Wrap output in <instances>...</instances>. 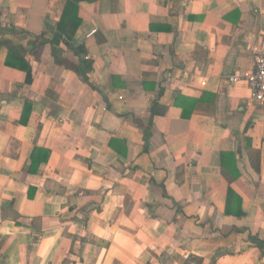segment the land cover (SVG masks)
Returning a JSON list of instances; mask_svg holds the SVG:
<instances>
[{"label":"crops","instance_id":"crops-1","mask_svg":"<svg viewBox=\"0 0 264 264\" xmlns=\"http://www.w3.org/2000/svg\"><path fill=\"white\" fill-rule=\"evenodd\" d=\"M263 33L264 0H0V264H264Z\"/></svg>","mask_w":264,"mask_h":264},{"label":"built area","instance_id":"built-area-1","mask_svg":"<svg viewBox=\"0 0 264 264\" xmlns=\"http://www.w3.org/2000/svg\"><path fill=\"white\" fill-rule=\"evenodd\" d=\"M252 63L251 70L245 71L242 78L248 84L252 102L264 111V33L260 44L253 47ZM239 78V74H231L227 79L229 83H233ZM204 83L202 82V84ZM190 264H195V262Z\"/></svg>","mask_w":264,"mask_h":264},{"label":"trees","instance_id":"trees-1","mask_svg":"<svg viewBox=\"0 0 264 264\" xmlns=\"http://www.w3.org/2000/svg\"><path fill=\"white\" fill-rule=\"evenodd\" d=\"M76 1V0H75ZM69 5L73 6L72 3H69ZM61 30V29H60ZM62 34H66L61 30ZM61 40V37L57 34H55L54 38H53V42L58 43ZM64 40H70V37H68V35L64 36ZM11 54L15 56L14 52H11ZM249 159L251 162V166L255 171L259 170V152L257 150L254 149H249ZM196 263V262H195Z\"/></svg>","mask_w":264,"mask_h":264}]
</instances>
